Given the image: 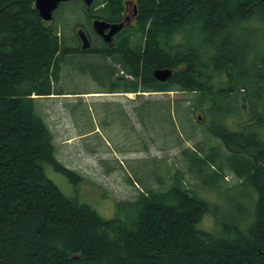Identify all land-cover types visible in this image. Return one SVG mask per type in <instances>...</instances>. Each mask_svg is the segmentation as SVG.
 I'll return each instance as SVG.
<instances>
[{
  "label": "trees",
  "instance_id": "obj_1",
  "mask_svg": "<svg viewBox=\"0 0 264 264\" xmlns=\"http://www.w3.org/2000/svg\"><path fill=\"white\" fill-rule=\"evenodd\" d=\"M104 1L110 19L124 0ZM134 1L135 26L104 52L108 92L197 94L204 134L228 154L203 183L218 199L178 169L107 218L64 194L53 174L82 179L57 161L35 100L61 94L72 50L34 0H0V264H264V0ZM156 69L172 73L158 82ZM224 164L239 179L230 189Z\"/></svg>",
  "mask_w": 264,
  "mask_h": 264
},
{
  "label": "rangeland",
  "instance_id": "obj_2",
  "mask_svg": "<svg viewBox=\"0 0 264 264\" xmlns=\"http://www.w3.org/2000/svg\"><path fill=\"white\" fill-rule=\"evenodd\" d=\"M100 2L95 1L96 14L104 11L97 7ZM83 10L78 0H72L61 3L53 14V24L69 47L75 43L74 27L88 26V13ZM139 39L133 34V44ZM104 58L69 54L58 85L62 95L35 100L37 113L52 133L57 161L82 181L71 186L60 174L51 179L64 194L76 193L103 218L114 213L115 204L133 203L144 188L160 189L161 182L176 169L200 197L209 202L218 199L203 183L209 179L205 175H211L228 154L216 138L204 134L203 114L194 105L197 94H101L111 91L114 81L109 78L113 63ZM198 148L204 151L192 153ZM188 163L195 171L197 165L202 176ZM223 166L220 183L223 189H230L239 179ZM128 173L137 183L131 184Z\"/></svg>",
  "mask_w": 264,
  "mask_h": 264
},
{
  "label": "flooded vegetation",
  "instance_id": "obj_3",
  "mask_svg": "<svg viewBox=\"0 0 264 264\" xmlns=\"http://www.w3.org/2000/svg\"><path fill=\"white\" fill-rule=\"evenodd\" d=\"M106 6V3L104 2L101 7L104 10V7ZM96 8L92 7L89 10L87 9V15L88 18V26H82L79 25L75 28V43L73 46H71L72 53L71 54H78V55H99L101 58H104V47L108 49L111 45L116 43L119 35L122 33V31H129L130 28L135 26V22L137 19V9L133 3H131L130 0H124L122 2V10L121 12H118L116 17H112L110 19H104V16L98 17L95 15ZM98 19L100 21H106L108 23H121L122 29L115 33L111 38V45L104 43V33H107L109 31V28L105 31H103V35H99L93 27V22ZM82 30L88 40L89 47L86 50H81V42L76 35L78 31ZM108 57V56H107Z\"/></svg>",
  "mask_w": 264,
  "mask_h": 264
},
{
  "label": "water",
  "instance_id": "obj_4",
  "mask_svg": "<svg viewBox=\"0 0 264 264\" xmlns=\"http://www.w3.org/2000/svg\"><path fill=\"white\" fill-rule=\"evenodd\" d=\"M71 0H35V7L40 15V17L45 21L49 22L52 20V14L62 2H68ZM84 3L85 6H90L94 0H80ZM94 30L103 35V31L109 28L107 33H104V41L110 43L112 36L117 33L122 24H111L105 21L95 20L93 22ZM79 39L81 41V50H85L89 47V43L83 32L79 33ZM171 75V71L168 69H157L153 71V77L159 82L166 81Z\"/></svg>",
  "mask_w": 264,
  "mask_h": 264
},
{
  "label": "bare ground",
  "instance_id": "obj_5",
  "mask_svg": "<svg viewBox=\"0 0 264 264\" xmlns=\"http://www.w3.org/2000/svg\"><path fill=\"white\" fill-rule=\"evenodd\" d=\"M34 7H35V0H34ZM35 9H36V7H35ZM121 10H122V8H121ZM36 11H37V9H36ZM119 12H121V11H119ZM37 13H38V11H37ZM38 16L40 17V15H39V13H38ZM40 19L42 20V21H44L41 17H40ZM45 22V21H44ZM56 32H57V36L61 39V33L59 32V30H58V27H56ZM123 33H125L124 31H122ZM106 48L104 47V52H106ZM157 70V69H156ZM169 70V69H168ZM191 150H194V149H191Z\"/></svg>",
  "mask_w": 264,
  "mask_h": 264
}]
</instances>
